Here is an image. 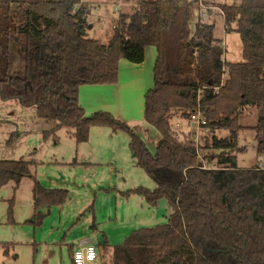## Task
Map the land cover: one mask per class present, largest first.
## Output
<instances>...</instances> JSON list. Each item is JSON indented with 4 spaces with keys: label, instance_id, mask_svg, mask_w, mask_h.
Listing matches in <instances>:
<instances>
[{
    "label": "trees",
    "instance_id": "16d2710c",
    "mask_svg": "<svg viewBox=\"0 0 264 264\" xmlns=\"http://www.w3.org/2000/svg\"><path fill=\"white\" fill-rule=\"evenodd\" d=\"M194 1L135 0L101 44L84 32L83 8L75 7L80 0H0V101L35 106L37 118L72 128L76 143L88 139L91 127L125 132L135 165L155 186L122 194H137L149 206L168 200L165 223L134 229L120 244L104 238L105 264H264V167L240 168L236 159L245 150L238 145L244 128L254 131L256 154L264 156V0L219 5L224 31L239 35L240 62L223 60L213 24L198 21L190 32ZM147 46L155 58L143 117L160 135L153 153L125 122L108 112L87 115L79 103L81 86L115 84L120 61L142 63ZM16 52L23 66L10 72ZM248 106L257 111L251 126L239 120ZM197 107L205 120L202 144L191 134L179 138L170 123ZM222 130L226 135L217 137ZM202 150L218 152L203 154L198 167ZM34 164L0 160V186L13 182L15 192L23 177L31 179L33 212L25 222L39 226L42 209L62 206L68 192L41 185ZM12 206L10 198V224ZM1 247L8 255L9 244Z\"/></svg>",
    "mask_w": 264,
    "mask_h": 264
},
{
    "label": "rangeland",
    "instance_id": "374dc122",
    "mask_svg": "<svg viewBox=\"0 0 264 264\" xmlns=\"http://www.w3.org/2000/svg\"><path fill=\"white\" fill-rule=\"evenodd\" d=\"M134 2L135 0H80L75 7L83 5L84 18L88 26H92L84 31L86 36L106 44L118 13L130 11L135 6ZM238 2L239 0H195L191 8L190 32H193L198 21L213 24L214 36L220 40L223 48L222 58L228 62L242 61V46L236 32L224 31L219 5ZM11 6L14 7V4ZM201 12L205 13L204 16ZM22 66L23 61L16 52L10 72L17 71ZM13 103L21 109L7 112L1 107L4 105H1L3 103L0 101V113L5 116L0 118V160H17L21 157L27 160L33 159L35 164L31 167V172L41 185L46 188L65 189L68 192V199L60 207L42 209L44 215L42 223L33 226L25 222L30 216H25L26 203L22 202L25 197L27 199L29 197L32 188L31 179L23 177L15 192L13 182L0 186V221H4L0 224L1 263L72 264L70 244H76L80 238L88 237L101 246L104 238L110 245L120 244L134 229L166 222L170 213L166 197L159 198L155 205L149 206L137 194L132 193L127 197L122 194L137 186L148 189L155 186V182L135 165L133 157L132 166L135 168L129 161L121 162L125 167L116 173L97 171L99 168L91 171L84 169L85 165L82 164L81 159L87 152L90 149L98 150L99 147H103L95 138L115 139L116 141L104 147L111 150L117 148L119 152L122 139L123 143L129 140L125 132L112 131L107 127H91L90 141L85 143L87 139L85 142L76 143L71 136L72 128L65 125L56 126L55 121L37 118L35 106L21 107L17 102L13 101ZM128 115H135L132 120L131 117L124 119L131 123L130 127L153 153L160 138L159 133L142 117H138L136 112ZM256 116V109L248 106L242 111L239 120L241 124L251 126L255 124ZM170 123L179 138L193 135L194 131L198 132L197 137L193 136V139L198 144H202L206 129H196L190 116L184 119L179 114H175ZM215 134L221 137L225 136L226 132L216 131ZM238 145L245 147V150L236 153L238 167L250 168L255 165L264 167V156L257 155L255 151L256 140L252 129L244 128L238 131ZM123 148V153L130 156L126 144H123ZM216 152L218 151H200L199 161L202 166L203 163L205 164L202 155ZM75 161L79 165H75ZM96 165L102 166V164ZM106 168L104 166L103 170ZM10 198H13L12 215L14 216L15 210L16 219L12 224L6 223V209ZM93 224L95 229H92ZM4 243L9 244L8 255L2 253L1 245ZM102 249L103 261H108L109 249L103 247Z\"/></svg>",
    "mask_w": 264,
    "mask_h": 264
},
{
    "label": "crops",
    "instance_id": "0c3cea01",
    "mask_svg": "<svg viewBox=\"0 0 264 264\" xmlns=\"http://www.w3.org/2000/svg\"><path fill=\"white\" fill-rule=\"evenodd\" d=\"M80 6H82L83 8L82 4ZM91 27L92 26L90 25L87 27V29H90ZM154 58L155 49L151 46H147L144 50V61L142 63L134 64L130 62H125L126 60L120 61L118 66V79L115 84L81 86L79 89V103L83 107L85 114L89 115L98 111L108 112L115 118H119L121 119V121L123 120V122H125L129 126L131 125V123L128 122L126 119L131 117L130 119L132 120L133 116L135 115L129 116L128 114H134L136 112V115H138V117L140 116L144 119L143 96L146 91L152 87V66ZM1 103H3L1 105H4L1 107L7 110V112H10L11 110L21 109L16 104H14L13 101H1ZM4 117V114L0 113V118ZM124 117L126 119H124ZM92 128H90L89 130L88 140L85 143H88V141H90L89 139ZM144 128L146 129V127ZM96 139L101 142L100 144H102L103 147H99L98 150L90 149L87 152V154L81 159L83 160L82 164L85 165L84 169L91 171L99 168L97 171L116 173L117 171L123 170V167H125L124 164H122L121 162L129 161L130 165H133L132 155L129 154L130 156H128L127 154L125 155L123 153V144H126L128 148V141H125L123 143L122 139V147L118 152L117 148L111 150L110 148L104 147L116 141L115 139L95 138V140ZM159 140L160 138H158V142ZM74 164L79 165L77 161H75ZM95 164H102V166H95ZM103 165L107 167L106 170H103ZM132 167L135 168L134 166ZM127 170L130 171L129 168ZM22 202L26 203V207L24 210L25 216H31L33 212L31 190L28 199L25 197ZM13 219L15 222V210ZM3 222L4 221L1 220L0 224ZM85 238L78 239L76 241V244L74 245L70 244V261L71 250L73 249L72 247L77 245L79 241ZM2 263L4 264V262Z\"/></svg>",
    "mask_w": 264,
    "mask_h": 264
},
{
    "label": "built area",
    "instance_id": "2783aa9c",
    "mask_svg": "<svg viewBox=\"0 0 264 264\" xmlns=\"http://www.w3.org/2000/svg\"><path fill=\"white\" fill-rule=\"evenodd\" d=\"M204 16V12H201ZM203 19V18H201ZM190 118L196 125V129L203 128L205 120L202 116L201 109H197L190 114ZM198 132H193L192 138L197 137ZM194 140V139H193ZM195 141V140H194ZM196 142V141H195ZM104 251L101 245H97L90 240L89 243L82 245H75L71 250V263L72 264H105L103 261Z\"/></svg>",
    "mask_w": 264,
    "mask_h": 264
},
{
    "label": "water",
    "instance_id": "95a60500",
    "mask_svg": "<svg viewBox=\"0 0 264 264\" xmlns=\"http://www.w3.org/2000/svg\"><path fill=\"white\" fill-rule=\"evenodd\" d=\"M197 166L198 167H201L202 166V163L199 160L197 162ZM89 242H90V238H85V239L79 241L77 244L78 245H82V244H86V243H89Z\"/></svg>",
    "mask_w": 264,
    "mask_h": 264
}]
</instances>
